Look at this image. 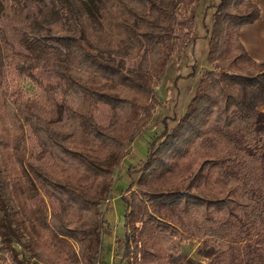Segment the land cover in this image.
I'll use <instances>...</instances> for the list:
<instances>
[{"label": "trees", "instance_id": "16d2710c", "mask_svg": "<svg viewBox=\"0 0 264 264\" xmlns=\"http://www.w3.org/2000/svg\"><path fill=\"white\" fill-rule=\"evenodd\" d=\"M51 1L56 14L25 33L62 58L64 121H58L56 89L50 85L37 100L24 94L11 100L2 88L0 59V208L28 255L41 264L65 255L75 261V250L59 253V238L73 239L81 253L87 250L102 221L99 206L113 169L157 104L152 77L164 69L169 51L181 54L196 38L195 15L178 17L176 3L166 2V8L152 0H117L124 38L102 49L85 36L81 26L89 17L76 7L78 0ZM259 13L252 0L216 5L206 52L213 68L148 155L137 189L124 199L128 264H167V254L179 252L176 239L189 238L215 243L208 264H235L242 241H248L246 263L264 264V225L257 226L264 218V128L258 126L264 117L258 110L264 105V62L251 59L238 36ZM4 39L0 28V42ZM135 59L136 67L127 66ZM30 66L25 57L16 69L37 81ZM250 91L261 99L250 102ZM86 100L110 108L108 124L82 109ZM24 125L40 154L50 156L49 164L22 162L15 142ZM35 186L58 201V211L47 216L24 205L20 191Z\"/></svg>", "mask_w": 264, "mask_h": 264}, {"label": "rangeland", "instance_id": "374dc122", "mask_svg": "<svg viewBox=\"0 0 264 264\" xmlns=\"http://www.w3.org/2000/svg\"><path fill=\"white\" fill-rule=\"evenodd\" d=\"M155 5L167 8V3L173 2L174 11L178 17L195 15V37L179 54L169 51L162 72L153 76L151 85L154 89L157 104L152 111L147 125L137 133L131 142L125 146L124 156L113 169L112 185L106 190L99 212L101 222L95 226L88 239L87 250L81 253L77 243L67 238H59V253L65 255L71 249L77 255L75 261H69L64 256L53 261L54 264H128L126 241L128 231L124 227V215L127 205L124 201L130 191L137 189V180L147 161L148 155L163 138L164 131H170L185 113L200 78L206 71L213 68L206 60L208 42L211 35L213 12L220 0H152ZM76 7L88 14V20L81 26L85 36L94 46L102 49H113L124 38L120 22V7L117 0H78ZM154 5V6H155ZM51 0H0V28L5 39L0 42V59L2 88L13 100L17 95L37 100L43 92V86L56 89L54 99L57 106L58 121L65 119L61 104L62 79L59 68L63 61L60 55L30 41L26 29L34 27L40 21L55 15ZM25 57L31 59L29 69L37 81H32L19 74L16 65ZM139 59L127 61V66L136 67ZM193 71V73H191ZM261 96L257 91L248 93V100L255 102ZM38 103V102H37ZM82 109L90 112L96 121L102 125L109 122L111 110L101 103H91L86 100ZM262 112V111H261ZM264 113V112H263ZM258 126L264 128V117L260 118ZM15 150L22 162L34 165H46L51 162L48 154L41 155L36 137L28 126H23L16 136ZM24 205L35 211H41L47 216L52 211L59 210L58 201L46 194L42 188L35 186L20 191ZM264 225V218L257 226ZM262 225V226H263ZM179 252L167 254V264H208L210 257L217 251L212 240L189 238L182 242L176 239ZM248 241L237 245L240 254H236L235 264H247L243 249ZM234 255V256H235ZM44 264H53L48 259ZM49 260V261H48ZM0 264H41L28 255L22 240L6 213L0 208Z\"/></svg>", "mask_w": 264, "mask_h": 264}, {"label": "crops", "instance_id": "0c3cea01", "mask_svg": "<svg viewBox=\"0 0 264 264\" xmlns=\"http://www.w3.org/2000/svg\"><path fill=\"white\" fill-rule=\"evenodd\" d=\"M260 10L259 18L239 29V41L251 59L264 62V0H252ZM258 110L264 112V105Z\"/></svg>", "mask_w": 264, "mask_h": 264}]
</instances>
